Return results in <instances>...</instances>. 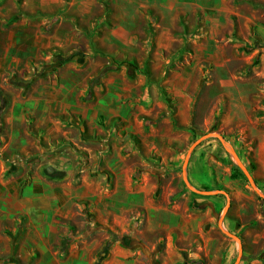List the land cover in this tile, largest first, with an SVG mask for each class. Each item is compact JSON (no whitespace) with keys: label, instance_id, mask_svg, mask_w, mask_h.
Instances as JSON below:
<instances>
[{"label":"crops","instance_id":"0c3cea01","mask_svg":"<svg viewBox=\"0 0 264 264\" xmlns=\"http://www.w3.org/2000/svg\"><path fill=\"white\" fill-rule=\"evenodd\" d=\"M178 2L68 0L66 11L74 5L85 25L102 30L93 40L103 54L91 52L81 31L87 27L60 33L61 21L52 34L38 26L34 37L24 30L17 38L20 46L86 49L76 48L56 71L40 70L32 86L0 82L11 96L0 117L1 254L17 246L21 253L34 251V264H92L91 253L107 236L103 230L72 244L63 259L55 247L62 236L81 231L82 209L92 211V221L139 219L148 231H161L160 264L181 263L190 248L206 257L232 253L213 222L227 197L229 208L238 202L222 220L235 234L232 227L250 220L242 199L251 203L252 194L233 180L231 168L220 176L207 162L209 152L213 161L220 157L212 140L194 148L188 179L227 195L183 190L180 159L191 130L216 127L238 154L251 152L249 172L259 188L264 184V19L250 8L229 12L196 3L201 19L185 28L179 20L189 14L185 1ZM224 12L233 20L226 14L228 23L219 29ZM25 51L18 50L19 60ZM13 54L3 58L7 68L0 76L9 72ZM123 59L130 63H119ZM139 257L115 244L103 264H139Z\"/></svg>","mask_w":264,"mask_h":264},{"label":"rangeland","instance_id":"374dc122","mask_svg":"<svg viewBox=\"0 0 264 264\" xmlns=\"http://www.w3.org/2000/svg\"><path fill=\"white\" fill-rule=\"evenodd\" d=\"M40 1L41 0H0V70L3 67L7 68V66H5V61H3L5 56L14 53L13 55H15L16 58L15 61H11L9 63V72H4V76H0V82H9L12 86H19V84L32 86L35 79L38 77V75H40V70H44L48 67H51L52 69L53 66L52 70L56 71L59 67L68 62V60L71 61L72 53L74 50H76V48L79 47L81 49H86L85 44L76 46L75 48L69 44L51 45L48 47H35L34 45L29 44L20 46L18 44L17 38L22 35L23 31L25 30L27 38L34 37L35 31H38V26L41 27L44 35L52 34L54 27L59 21H61V23L58 25L56 30L60 33H66L70 26L80 28L87 27L81 31H84V34L87 36V40L91 44L90 46L87 45L91 48V52L102 54L107 53L103 48H99V45L93 40L94 36H96L98 33H101L102 30L98 29V25H95V27H90L88 23L85 25L84 21L87 19H83L81 17V14L76 11L74 5H72L68 11H66L68 7V0H64L65 3L62 5H60L62 0H57L54 3H51V0H43L41 1L42 3H40ZM178 1H185V3H183L184 6L182 7L184 8L183 10H186V13L189 14V16L182 14L179 20L180 24L182 23V26L185 28L189 26L190 22L192 21H194L192 25L197 26L201 19V13L196 3L202 4L203 6H224L225 8L229 9V12L231 8H234V11L240 12H244L246 8H250L253 11H256L255 15L258 16L259 19H264V0H156V5L163 6L167 3V5L177 7L179 6ZM193 11L196 12L194 16L191 14ZM229 12L222 13V17L219 20L221 21V24L218 25L217 28L220 27L219 29H222L228 23L226 14L230 15L233 20V14H230ZM234 16L236 17V15ZM19 22H24L25 24L19 25ZM27 23L29 25H27ZM26 25L27 28H23ZM107 25L108 27H113V24H111L109 21L107 22ZM9 36H14V38H11L9 41ZM20 48L26 50L24 53H20L23 57L24 54H26L24 60H19V57L17 56L19 54L18 50H20ZM59 59H63L64 62L60 64ZM119 63L128 64L130 61L123 59L120 60ZM2 72H0V75L3 74ZM2 95H4V98ZM2 100H5V102L8 103V101L11 100V96L4 92L3 89H0V117L6 116V107L1 108L3 105ZM212 131L218 130L216 127H213L212 130L207 132ZM205 133L206 132L199 133L193 140H189L186 149L182 152L183 155L180 159L179 167V185L186 192L190 191L182 179V163L189 145L196 138ZM208 140H212L215 148L217 149L216 154L220 155V157L213 161L210 159V157H208L211 153L209 152L208 155L205 156L206 160L212 165L213 170L215 168L217 173L221 176L226 173L227 169L231 168L234 160L226 152L217 138H207L203 140L202 143ZM243 146L249 147L248 145ZM238 155H240V158L242 159L245 166L248 167V170L251 171L252 168H254V165H252V162L254 163V161L251 156V152H247V149L245 151L240 149ZM196 157V155L193 156V158ZM237 182L240 183L241 188L246 187L247 191L250 192L249 194H252L251 203H247L246 199H242L245 205H247L248 216H250V220L247 221L245 216L244 224L238 223L237 226L232 227V230L238 233L242 244V256L239 264H264V200L257 199V194L249 185L246 177H237ZM260 189L262 192H264V184L261 185ZM237 205L238 202L235 201V206L229 208L227 213H229V215L234 214ZM222 207H220V210L218 211L213 222L214 234L223 240L224 245L228 244L229 246H234V250L231 254H229V257H226V254H223L221 258H219V255L206 257L203 252L191 251L190 248V250H186L182 253L183 261L178 264L234 263L238 256V244L235 240L222 233L217 226V217ZM82 211H84L85 216L82 218L84 219V222L81 231L75 234L70 232L69 235L67 234L62 236L60 238L59 244L55 246L60 259L66 257L72 244L75 242L82 244L83 240L88 239L87 237L90 233L100 229L105 231L107 236L91 253L92 264H103V262L108 257L110 248L115 244H118L121 247L134 252V256H140L139 264H160V252L163 245L161 231L155 233L148 231L144 227V223L140 222L139 219H124L118 223H114L111 220L98 221L96 218L94 221H92L90 220V217L91 219L94 217L93 215H89V213H92V211L89 209H82ZM257 216L258 219H255ZM223 227L228 229L226 226ZM94 239L95 238H92V241ZM11 240L12 237H10V243ZM27 249L28 253L26 254L25 251L22 253L18 252L17 246H14L13 248L10 247V252L6 254L0 253V259L13 258L16 264H34V251H31L30 248Z\"/></svg>","mask_w":264,"mask_h":264},{"label":"water","instance_id":"95a60500","mask_svg":"<svg viewBox=\"0 0 264 264\" xmlns=\"http://www.w3.org/2000/svg\"><path fill=\"white\" fill-rule=\"evenodd\" d=\"M217 138L219 140V142L222 144V146L224 147V149L226 150V152L231 156V158L234 160V163L241 169V171L243 172L244 176L246 177L249 185L251 186V188L254 190V192L264 200V192L261 191V189L259 188V186L256 184L253 176L251 175V173L249 172L248 168L245 166V164L243 163L242 159L240 158V156L238 155L237 151L235 150L234 146L224 138V136L222 135L221 132L219 131H212V132H206L205 134L200 135L198 138H196L187 148L183 163H182V179L185 183V185L187 186V188L195 193L198 194H217V193H223L225 195L226 192L224 190H220V189H216V190H201L196 188L194 185H192V183L189 181L188 179V175H187V164L189 161V158L194 150L195 147H197L203 140L207 139V138ZM230 205V200L227 197V202L224 206V208L222 209V211L219 214V218H218V225L220 227V229L222 230L223 233H225L227 236H229L230 238H232L233 240H235L238 244V256L235 259L233 264H239L241 256H242V244H241V239L239 236H237L236 234L226 230L223 228L222 226V220L229 208Z\"/></svg>","mask_w":264,"mask_h":264},{"label":"trees","instance_id":"16d2710c","mask_svg":"<svg viewBox=\"0 0 264 264\" xmlns=\"http://www.w3.org/2000/svg\"><path fill=\"white\" fill-rule=\"evenodd\" d=\"M64 62V60L63 59H59V63L61 64V63H63ZM5 100H2V104L3 105H5ZM2 105V106H3ZM192 131V140L195 138V137H197V134L193 131V130H191ZM252 165H254V163L252 162ZM248 168V167H247ZM231 171H232V173H231V177L233 178V179H235V178H237V177H242V178H245L244 177V174H243V172L241 171V169L237 166V165H235L234 163H232V165H231ZM250 171V170H249ZM259 200H263L262 198H260V197H257ZM237 236H239L237 233H235ZM116 239V238H115ZM108 245V244H107ZM0 263H14V264H16V262H15V260L13 259V258H8V259H0Z\"/></svg>","mask_w":264,"mask_h":264}]
</instances>
